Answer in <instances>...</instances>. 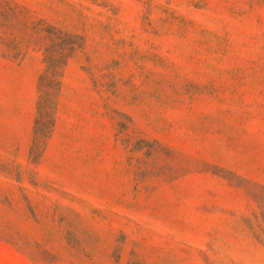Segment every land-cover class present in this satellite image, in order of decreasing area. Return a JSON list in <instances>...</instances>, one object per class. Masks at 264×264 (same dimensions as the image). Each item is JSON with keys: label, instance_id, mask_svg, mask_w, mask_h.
<instances>
[{"label": "rangeland", "instance_id": "obj_1", "mask_svg": "<svg viewBox=\"0 0 264 264\" xmlns=\"http://www.w3.org/2000/svg\"><path fill=\"white\" fill-rule=\"evenodd\" d=\"M0 264H264V0H0Z\"/></svg>", "mask_w": 264, "mask_h": 264}]
</instances>
